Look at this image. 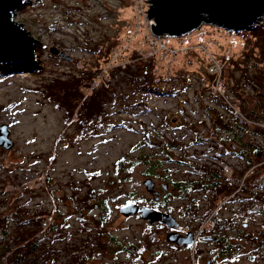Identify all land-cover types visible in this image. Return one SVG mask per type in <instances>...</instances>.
Listing matches in <instances>:
<instances>
[{
  "label": "rangeland",
  "instance_id": "1",
  "mask_svg": "<svg viewBox=\"0 0 264 264\" xmlns=\"http://www.w3.org/2000/svg\"><path fill=\"white\" fill-rule=\"evenodd\" d=\"M149 7L150 0H26L14 16L38 42L35 62L25 63L29 71L0 64V124L9 123L15 141L10 149L0 146V197L4 196L3 208L19 203L32 216L41 214L44 231H51L52 221L61 222V239L48 238L56 247L47 258L52 264L66 263L70 258L66 243L88 242L89 231L99 254L90 256L86 264H158L152 253L159 243L152 236L161 234L157 229L164 230L139 214L120 212L128 200L140 203L147 197L152 202L144 184L147 177L160 184L161 179L168 182L171 168L182 173L213 163L226 179L239 166L234 184L243 187L245 177L264 163V146L256 154L248 148L264 145V137L248 133L241 142L237 137L241 154V147L247 150L245 158L238 157L228 145L236 139L231 130L211 125L213 109L230 120L236 102L248 91L247 98L254 94L253 81L244 77L245 66L250 72L261 68L264 72V16L254 29L229 30L204 20L189 33L157 36L151 29ZM112 40L116 44L109 58L96 52L101 44L104 52ZM52 47L72 59L52 53ZM135 55L155 58L156 85L144 86ZM256 61H261L258 66ZM216 63L220 64L212 71ZM87 68L92 77L84 79L74 97L58 91L63 106L75 107L76 114L70 115L59 97L46 96L44 84L55 75L74 72L79 77ZM229 79L235 84L227 87L223 82ZM104 88L102 110L84 121L81 104L92 109V101L100 98L95 92ZM199 139L203 142H195ZM221 141L225 146L220 147ZM213 145L216 158L210 159L206 155L212 151H205ZM256 183L260 187L253 185L251 192L257 191L251 200L242 188L244 202L229 206L235 208L241 226L246 220L253 225L247 231L253 229L254 234L250 243L241 238L242 255L232 264H264V250L260 252L256 238L264 234V215L253 210L257 201L264 209L263 178ZM89 189L107 200L110 216L103 226L96 222L101 206L76 212L73 195ZM179 218L185 227L197 225L198 231L203 225L189 215ZM10 241L8 236L0 237L2 244ZM130 245L137 247L131 255L122 249ZM249 246L252 253L246 256Z\"/></svg>",
  "mask_w": 264,
  "mask_h": 264
},
{
  "label": "trees",
  "instance_id": "2",
  "mask_svg": "<svg viewBox=\"0 0 264 264\" xmlns=\"http://www.w3.org/2000/svg\"><path fill=\"white\" fill-rule=\"evenodd\" d=\"M115 44L116 41H110L105 48L106 52H103V44L98 45L96 52L103 55L105 53L109 58L111 49L115 46ZM154 60L155 58H153L152 60L150 59V56L145 57L141 55H135V61H137L138 64V73L142 76L144 86H152L158 83L153 80V76L157 71V69L155 68L156 64ZM246 62H249V59H247ZM260 62L261 61H256L254 65L258 66ZM8 67L12 69L19 68L27 71L30 70V67L26 66L25 63L22 62L12 63ZM113 68L114 67H112V69ZM81 72L84 76L81 75L78 77L77 74L72 72L50 77L48 82L44 84V92L46 93V96L52 99L56 96L59 97L58 91L62 95L65 91L66 94H74L72 95L74 97L75 91L79 88V85L83 83L84 79H89L92 77L89 68H87V70H82ZM245 72L246 74H244V77L246 79H249L250 81H253L254 83L253 96L247 98L251 94L249 93L251 91H248L245 93L246 97L242 96L239 103L236 102V109L232 111L233 117L230 118V120L226 118V115L214 109L212 110L213 114L211 119V125L216 130H231L232 135H238L240 141H242L243 137L248 133H251L255 138L264 137V72L262 68L256 69L254 72H250L249 66H245ZM229 80V83L223 82V84L227 87L229 86V84H235L232 79ZM237 88H239V82ZM104 91H106L105 88L100 92H95V95H99L100 98L97 101H92V105L94 106L92 109L88 105L83 106L84 102L83 104H81L82 112L84 113V121L87 120L90 114H94L96 111L100 112L102 110L101 107L104 101L103 98L105 97ZM242 94L243 91L240 90L238 95ZM59 98V104L61 105L63 103V97ZM62 107H64L67 113H69L70 115L76 114L77 112L75 111V107L70 108L71 110L66 108L68 106H63V104ZM248 119L252 120L253 122H248ZM235 126L238 127L237 132L235 131ZM223 144L222 141L219 142L220 147H223ZM171 146H174V144H169L166 148H170ZM260 146L264 145L255 143L250 145L249 148H251V150L253 148V152L254 154H256L261 152V150L259 149ZM245 154L246 153L244 152V154L242 153L241 156H244ZM255 171V173L250 175L251 177H249V180H247V183L249 182L250 187H253V185H255L256 187H260L257 185L256 181H259L262 178L264 180V175H262L264 174V163L258 165ZM3 198L4 196L2 198L0 197V237L8 236L11 241L8 244L0 243V264H52L47 258L49 253H52L54 250H56V247H54L53 244L49 243L48 238L61 239L59 236L63 230L61 222L52 221L51 223H49V225L52 224L50 226L51 231L48 232V229L44 231L43 225L46 223H44V219L41 214L39 215V213H37V215L32 216L30 214V210L24 209V207L19 203H16L13 207L3 208ZM257 202L254 203V206L252 205L254 207L253 210L256 213H261L264 215V209H262V206L259 203L257 204ZM73 203L76 204V212L79 214L82 213L84 209L91 211L101 206L103 211L100 214L96 215V222L101 223L102 226L107 222V218H109L110 216L107 200L102 198L98 190L89 189L87 192L81 195H73ZM82 219H84L83 216ZM47 228H49V226H47ZM92 237L93 235H91V231H89L86 234V239L89 238L88 242H65V249L68 251L70 258L64 264H86V261L90 256L94 254L98 255L99 251L97 252L93 247L96 243V240H94V238L92 239ZM256 238H258V240H260L261 242L260 252H262L264 250V234L261 237ZM122 249L126 250L128 254L130 253L129 255L137 251L136 245H130L127 247H123ZM82 257H84V259L81 261ZM123 262L124 261H118V263L114 264H123Z\"/></svg>",
  "mask_w": 264,
  "mask_h": 264
},
{
  "label": "flooded vegetation",
  "instance_id": "3",
  "mask_svg": "<svg viewBox=\"0 0 264 264\" xmlns=\"http://www.w3.org/2000/svg\"><path fill=\"white\" fill-rule=\"evenodd\" d=\"M233 136H236V139L228 145L233 150L232 152L240 157L238 135L234 134ZM236 141H238L237 144ZM195 142H203V140L199 139ZM241 150L247 151L245 147H241ZM209 151H212V154L206 156L210 159L216 158L214 145L212 149H206L205 152ZM246 156L245 154L244 158ZM173 160L179 161L172 157ZM220 169H215L213 163L198 169H188L182 173L171 168L169 169L171 175L168 182L165 179H161L160 184L155 181L154 192H149L152 202L147 200V197L140 203L136 201L139 204L150 205L172 213L179 221V226L171 229L159 222L151 224L164 230L163 232L157 229V234H161L152 236V241L159 243V247L152 253L158 264H232L239 261L242 255L240 240L243 238L250 243L254 237L253 229L250 231L247 229L253 225L245 219L246 221H243L241 226V218L237 219L235 208L230 209L229 206L240 207L244 202L245 199L240 194L242 188L243 191H248L250 200L251 194L255 192H251L253 187H250L249 182L243 183V187L234 184L239 178L237 176L239 166L233 168L228 179L224 177V172ZM247 180H249V176L244 179V181ZM247 205L249 206L250 202L244 206ZM174 207H176V213ZM237 211L239 213V209ZM180 215L192 216V220L199 224L203 223L201 229L198 231L197 225L185 227L180 221ZM173 230L183 235L192 232L193 242L179 245L177 242L169 240L167 235ZM167 243L174 247L172 249L163 248V245ZM251 250L252 248L249 246L244 254L251 255Z\"/></svg>",
  "mask_w": 264,
  "mask_h": 264
},
{
  "label": "water",
  "instance_id": "4",
  "mask_svg": "<svg viewBox=\"0 0 264 264\" xmlns=\"http://www.w3.org/2000/svg\"><path fill=\"white\" fill-rule=\"evenodd\" d=\"M26 0H0V64L35 62L37 39L31 35L22 22L14 18L16 11ZM264 16V0H150L148 17L153 20L151 29L157 36H171L189 33L198 28L204 20L226 29H254ZM52 53L71 60L72 56L54 47ZM9 123L0 124V146L10 149L15 141L10 136ZM147 191L154 192L155 181L152 177L144 180ZM126 216L139 214L150 224H165L176 228L179 221L172 213L165 212L135 200H128L120 206ZM179 245L193 242L192 232L183 235L173 230L167 235ZM189 238V240H186Z\"/></svg>",
  "mask_w": 264,
  "mask_h": 264
},
{
  "label": "built area",
  "instance_id": "5",
  "mask_svg": "<svg viewBox=\"0 0 264 264\" xmlns=\"http://www.w3.org/2000/svg\"><path fill=\"white\" fill-rule=\"evenodd\" d=\"M151 20V19H150ZM153 22V20H151V23ZM220 63H218V65H219ZM217 63L215 64V65H213L212 66V71H216V68H217Z\"/></svg>",
  "mask_w": 264,
  "mask_h": 264
},
{
  "label": "bare ground",
  "instance_id": "6",
  "mask_svg": "<svg viewBox=\"0 0 264 264\" xmlns=\"http://www.w3.org/2000/svg\"><path fill=\"white\" fill-rule=\"evenodd\" d=\"M36 59V58H35Z\"/></svg>",
  "mask_w": 264,
  "mask_h": 264
}]
</instances>
